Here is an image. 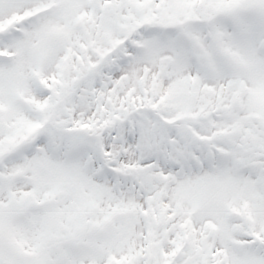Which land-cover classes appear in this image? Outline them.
<instances>
[{
  "label": "snow or ice",
  "instance_id": "obj_1",
  "mask_svg": "<svg viewBox=\"0 0 264 264\" xmlns=\"http://www.w3.org/2000/svg\"><path fill=\"white\" fill-rule=\"evenodd\" d=\"M0 264H264V0H0Z\"/></svg>",
  "mask_w": 264,
  "mask_h": 264
}]
</instances>
